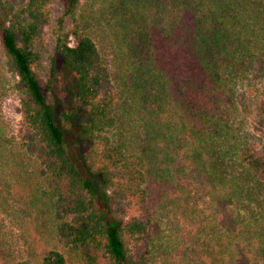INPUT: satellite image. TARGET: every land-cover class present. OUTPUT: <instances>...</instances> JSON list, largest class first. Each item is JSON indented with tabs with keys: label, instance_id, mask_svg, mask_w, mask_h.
<instances>
[{
	"label": "trees",
	"instance_id": "trees-1",
	"mask_svg": "<svg viewBox=\"0 0 264 264\" xmlns=\"http://www.w3.org/2000/svg\"><path fill=\"white\" fill-rule=\"evenodd\" d=\"M54 2L0 0V101L12 88L21 117L0 110V200L24 217L20 256L0 230V264H264V145L235 105L259 80L264 131V0H102L114 73L64 27L67 0L44 78ZM59 65L87 114L74 133L79 110L60 125L47 96Z\"/></svg>",
	"mask_w": 264,
	"mask_h": 264
},
{
	"label": "rangeland",
	"instance_id": "rangeland-1",
	"mask_svg": "<svg viewBox=\"0 0 264 264\" xmlns=\"http://www.w3.org/2000/svg\"><path fill=\"white\" fill-rule=\"evenodd\" d=\"M13 4L18 10L23 8L27 3V0H7ZM67 0H55L52 5V21L51 25L47 29V50L42 63L41 73L44 78L50 75L51 68V57L53 56V49L56 41L54 35L55 30L59 26V22L63 17V12L66 6ZM102 6V0H82L79 7L78 13L75 20H69L68 18L64 21V27L69 30L72 27L80 28L85 30L90 36L93 37L95 42L100 47L103 54L104 60L109 68L113 71L114 65L112 62V56L110 52L106 49L105 43L103 41V33L98 21V16ZM58 77L54 89H51L48 93L49 101L53 102L56 106V112L58 117V123L61 125L60 116L68 109L77 108L79 110L76 120L72 125L73 133L75 129L87 118L85 108L77 106L76 100L73 93V77L69 76L64 69L58 66ZM9 83H15V77L11 73H8ZM235 89V105L237 121L239 122V128H241L242 133L246 138H249L254 143H259L264 145V131L257 128L258 119L260 117V102L262 99V83L259 80H255L249 76L241 78ZM0 110L2 118L6 125L10 128H16L20 123V106L19 97L16 92L10 88L7 95L3 97L0 101ZM85 150V148H82ZM206 200V199H204ZM5 203L0 200V230L7 237L9 248L14 252V257L20 256L22 254V229L20 228L21 220L24 217L12 216L4 210L1 205ZM13 204V201L9 202ZM198 205L202 208H209V204H205V201L198 202ZM8 206V205H5ZM14 207V206H13Z\"/></svg>",
	"mask_w": 264,
	"mask_h": 264
}]
</instances>
